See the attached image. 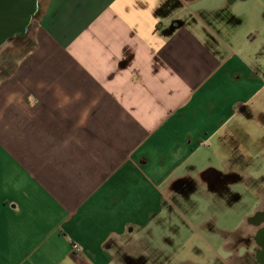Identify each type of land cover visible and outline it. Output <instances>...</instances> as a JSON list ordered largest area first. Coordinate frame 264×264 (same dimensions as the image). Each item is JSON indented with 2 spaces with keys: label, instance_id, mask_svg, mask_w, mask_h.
<instances>
[{
  "label": "crops",
  "instance_id": "crops-1",
  "mask_svg": "<svg viewBox=\"0 0 264 264\" xmlns=\"http://www.w3.org/2000/svg\"><path fill=\"white\" fill-rule=\"evenodd\" d=\"M194 2L43 0L0 81V264H150L174 212L212 255L175 264H264L261 51Z\"/></svg>",
  "mask_w": 264,
  "mask_h": 264
},
{
  "label": "rangeland",
  "instance_id": "rangeland-1",
  "mask_svg": "<svg viewBox=\"0 0 264 264\" xmlns=\"http://www.w3.org/2000/svg\"><path fill=\"white\" fill-rule=\"evenodd\" d=\"M42 3L43 0H37L38 7ZM223 3L224 8H221L217 14L223 21L218 20L217 16L201 12L199 9L219 7ZM187 7L190 10L197 8V11L207 20L221 40L234 49L247 52L261 51V55L257 56L264 66V0H235L232 2L230 0H195ZM188 9L186 7L180 9L182 16L190 18ZM37 16L38 13L33 16L23 36L17 35L0 45V81L13 73L22 54L24 55L32 47L33 38L31 37ZM234 199L233 196L229 197L228 204H236ZM200 204L206 205V199L199 198L192 201L189 197L183 203L177 202V206L183 211ZM243 205L247 208L250 202L246 201ZM236 213V211L233 212L234 215L231 219L233 222L237 220ZM173 215L175 218L170 219L171 221H164L161 227L152 226L149 230L151 248H156V250H150V264H175L176 260L184 259L208 261L212 257L211 251L200 243L199 238L191 234L192 230H189L178 213L174 212ZM172 223L177 224V229ZM164 238L168 242L164 243ZM159 250L170 257L168 261H160Z\"/></svg>",
  "mask_w": 264,
  "mask_h": 264
},
{
  "label": "water",
  "instance_id": "water-1",
  "mask_svg": "<svg viewBox=\"0 0 264 264\" xmlns=\"http://www.w3.org/2000/svg\"><path fill=\"white\" fill-rule=\"evenodd\" d=\"M37 8V0H0V45L14 33L24 34Z\"/></svg>",
  "mask_w": 264,
  "mask_h": 264
},
{
  "label": "flooded vegetation",
  "instance_id": "flooded-vegetation-1",
  "mask_svg": "<svg viewBox=\"0 0 264 264\" xmlns=\"http://www.w3.org/2000/svg\"><path fill=\"white\" fill-rule=\"evenodd\" d=\"M232 1H235V0H230V2H232ZM37 13H38V8H37V10L33 13V15L30 17L27 27L29 26L30 22L32 21L33 16L36 15ZM27 27H26V30H27ZM25 32H26V31H25ZM24 34H25V33H24ZM24 34H22V35H20V36H23ZM17 35H19V34H15V33H14L13 35L9 36V37L6 39V41L9 40V39L14 38V37L17 36ZM262 256L264 257V254H263Z\"/></svg>",
  "mask_w": 264,
  "mask_h": 264
},
{
  "label": "built area",
  "instance_id": "built-area-1",
  "mask_svg": "<svg viewBox=\"0 0 264 264\" xmlns=\"http://www.w3.org/2000/svg\"><path fill=\"white\" fill-rule=\"evenodd\" d=\"M72 249L75 251V252H80L81 251V248L79 246L78 243H72Z\"/></svg>",
  "mask_w": 264,
  "mask_h": 264
}]
</instances>
